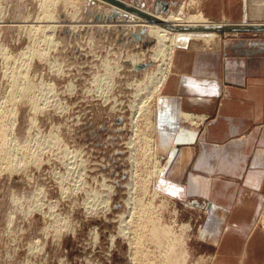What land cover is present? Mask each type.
Returning a JSON list of instances; mask_svg holds the SVG:
<instances>
[{
  "label": "rangeland",
  "instance_id": "1",
  "mask_svg": "<svg viewBox=\"0 0 264 264\" xmlns=\"http://www.w3.org/2000/svg\"><path fill=\"white\" fill-rule=\"evenodd\" d=\"M123 1L161 14L181 3L186 15L200 9L199 0L166 3L168 12L162 0ZM7 4L14 8L12 17L21 9L22 28L0 26V44L13 54L37 38L41 56H35L28 74L37 102L35 125L28 132L26 105L23 132L9 136L12 159L0 153V264H172L168 242L175 252L191 253L184 264H207L212 247L197 233L201 225L203 230L205 207L194 204L192 210L154 194L165 162L148 149L162 89L156 81L170 67L161 48L156 56V39L128 25L134 20L130 15L101 21L106 6L96 0H0V18ZM50 13L57 21L87 26L35 31L48 23ZM17 37L23 42L13 47ZM141 58L147 61L134 67ZM3 86L0 81V98ZM154 220L170 231L165 242L152 232ZM186 223L193 230L183 227Z\"/></svg>",
  "mask_w": 264,
  "mask_h": 264
},
{
  "label": "crops",
  "instance_id": "2",
  "mask_svg": "<svg viewBox=\"0 0 264 264\" xmlns=\"http://www.w3.org/2000/svg\"><path fill=\"white\" fill-rule=\"evenodd\" d=\"M199 1L213 20L264 23V0ZM204 43L177 47L162 85L154 122L166 168L158 186L208 210L207 264H264V34Z\"/></svg>",
  "mask_w": 264,
  "mask_h": 264
},
{
  "label": "bare ground",
  "instance_id": "3",
  "mask_svg": "<svg viewBox=\"0 0 264 264\" xmlns=\"http://www.w3.org/2000/svg\"><path fill=\"white\" fill-rule=\"evenodd\" d=\"M4 1L7 2V0H2L3 3H4ZM68 1H70V0H68ZM96 1H98L99 3L106 6V10L104 12H102V14L100 13V18H101L100 20L101 21H102V19H104V21L106 20L105 22L109 23L107 21V19L112 17V16H117V15H119L121 17H125V16L130 15L132 18H134V20H129L128 21L129 23L127 22V24L128 25L132 24L131 26H134V27H136V29H138L137 30L138 33L145 34L147 38L156 39V41H157V44L155 46L156 47V56L158 55V53H157L158 48H161L162 50H159V52L162 51L164 54V61H165L164 65H169V63L171 64L172 54H173L172 51L175 50L177 47L187 45L192 41H203V42L208 43V42L212 41L214 38L218 37L220 34H222L219 32L183 31V30H179L178 28L216 26V25H225V24H244V25H246V24L247 25H250V24L261 25L262 24V25H264V23H262V22L260 23V22L248 21L246 15L244 16V21L241 23H233V22H227V21H216V20H213V19L207 17L200 9H199V11H197L195 13L186 15L184 12H182V10H183L182 3L179 4V6L176 9L171 10L168 14H161V13H159L158 9L154 12H151V11L145 10L144 8H142L140 6H137V4H131V3H128V2L121 0L124 3L128 4L129 6L138 7L142 11H144L150 15H153L157 19V21L155 22V21L146 19L142 16H139L137 14L131 13V12L123 9L122 7H119L117 5L109 3L108 1H105V0H96ZM182 2H185V1H182ZM90 3H91V1H90ZM189 4L195 5V2L191 0ZM165 5H166V8H164L163 11L168 12L169 5H167V4H165ZM11 10H12V5L10 6V4H9L8 6H6L4 14H1L2 16L0 18V26L7 27L10 30L14 29V28H17V29L22 28L21 23L17 20V18H19V15L22 13L21 9H20V11L18 10L17 12H15V14H13L14 15L13 17L11 16L12 15ZM12 11H14V8ZM94 15H95V13H94ZM47 16H48V19L46 20V22H48V23H46L45 25H42L39 30L36 28L35 31H41L44 28H48L47 32H49L51 30L54 31V29L56 30V28L59 26V24H61V26H63V27L64 26L65 27L71 26L72 27L71 30L74 29V31H76L78 29L80 30L83 26L84 27L87 26V25H85L84 22L81 23V21H78V20L76 21L74 19L69 21V22H61L62 20L57 21L56 19H54L53 13H50ZM26 21L27 20H25V22ZM101 21H98V22H101ZM90 22L92 23L93 21H89L87 23H90ZM116 22H114V23H116ZM120 22L121 21H119V23ZM101 23H103V22H101ZM109 24H107V27ZM116 25H115V27H116ZM124 25L126 26V24H124ZM88 26H89V24H88ZM2 32H0V41L4 35ZM225 34H229V33H225ZM230 34H240V33H230ZM254 34H258V33H254ZM262 34H264V33H262ZM33 37L34 36L30 32L29 38L32 40ZM36 41L39 42V40H37V38H36V39H34L33 43H31L27 47L23 48L19 52L13 53V54L11 52V49H9V47H10L9 45L0 44V66H1L0 81L4 85L2 92H1L2 95L0 98V113H2V114H0V153H3L7 159H12L11 158L12 154L9 150V147H10L9 136L10 135L15 136L17 134L20 135L23 132V129H24V122H23L24 116H23V114H24V107L26 105H28V107L31 109V114H30V119H29L30 125L28 128V132H30L31 129L34 127L35 121H36L37 102L35 100V96L30 95V84L31 83L28 79V74L30 73L31 67L34 68L35 62H33V60H34L35 56L38 53H40L39 48H37L35 46ZM22 42H23L22 37L21 38L17 37L13 41V47H18L20 44H22ZM28 53H30L31 56H28ZM163 54H162V56H163ZM38 55L41 56L40 54H38ZM153 55L155 56V54H153ZM146 61H147V59L143 60L142 58L137 59L136 61L134 60L133 66L138 67L140 64L143 65L144 62H146ZM160 69H162V68H160ZM164 69H166V68H163V70ZM167 74H168V72H167ZM167 74L165 76V72L161 71L160 76L157 77L158 81H156V82L158 83L161 81L162 85H163L164 81L167 77ZM160 96H161V94H160ZM158 103H159V99H158ZM155 111H156V109H155ZM154 115H155V113H154ZM190 119L193 120L194 115H192V116L186 115L183 117L184 121H187ZM153 126H154L153 138L149 139L148 149L150 150V152L152 153L154 158H156V161L159 162V160L162 158V155L160 154V151H159V149H160L159 145L160 144H159L158 139L156 137L157 135L155 134V122L154 121H153ZM162 142H164V141L162 140ZM165 168H166L165 162H161V164L159 165V169H158L159 173H158L155 185L157 184V182H158L157 180L159 179L161 174H163L165 172ZM9 169H11V171H13V172L19 170V169L15 168V166H11V167H9ZM132 174L134 175V173H132ZM127 183H128V185H130V183L132 184V182H130V181ZM111 189H113V188H111ZM154 194L157 196L163 195L164 197H167L169 199L176 200L175 198L168 196L166 193H164V191H162L161 189H158V188H155ZM187 205L192 210L195 209L194 203H187ZM197 206H195V207H197ZM197 209L202 210L203 207L198 206ZM207 211L208 210L205 208L204 212L207 213ZM120 216L122 218L123 214ZM148 218H149V216H148ZM143 219H145V218H143ZM13 220H14V215H13V212H11L10 215L8 216L9 224H12ZM260 220H261L260 223H262V219H260ZM263 220H264V217H263ZM263 223H264V221H263ZM183 227H187V228H189V230H193V226L190 225L189 223L184 224ZM168 228H171V227H168ZM201 228H202V225L200 227H198V231H197L198 235H201V233H202ZM161 230H162V232H161ZM122 231H123V229H122ZM152 232L155 233L156 236H158V238L160 237L159 239H161L163 237L162 242H165L167 240L169 234H170V231L167 228L164 229L163 225L161 224V222L159 220H156L154 222V224L152 226ZM113 240H115V237H113ZM168 250H169V252H171V254L169 255L170 257H172L171 255L173 254V257H174L173 261L176 264H184V261L187 258L191 257V255H190L191 253L189 252L190 253L189 254L187 251H185V253H182L181 251H180V253L175 252L176 251V245L172 242H168ZM171 261H172V259H171ZM211 263H212V260L210 258L209 264H211Z\"/></svg>",
  "mask_w": 264,
  "mask_h": 264
},
{
  "label": "water",
  "instance_id": "4",
  "mask_svg": "<svg viewBox=\"0 0 264 264\" xmlns=\"http://www.w3.org/2000/svg\"><path fill=\"white\" fill-rule=\"evenodd\" d=\"M109 3L122 7L123 9L142 16L146 19L157 21L156 17L150 15L138 7L129 6L121 0H105ZM183 31H201V32H219L222 34L225 33H264V25H244V24H225V25H216V26H204V27H186V28H178Z\"/></svg>",
  "mask_w": 264,
  "mask_h": 264
}]
</instances>
